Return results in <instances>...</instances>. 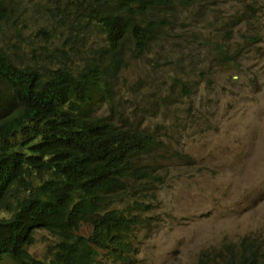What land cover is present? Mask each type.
Returning a JSON list of instances; mask_svg holds the SVG:
<instances>
[{"label":"rangeland","instance_id":"374dc122","mask_svg":"<svg viewBox=\"0 0 264 264\" xmlns=\"http://www.w3.org/2000/svg\"><path fill=\"white\" fill-rule=\"evenodd\" d=\"M0 2V47L17 63L75 67L107 46L87 0ZM162 16L163 38L147 50L130 46L110 83L113 109L103 102L96 113L154 129L167 145L154 189L140 198L149 211L136 230V264H195L224 241L264 240V0H197ZM218 46L237 51L233 69ZM48 234L29 247L37 259L50 256Z\"/></svg>","mask_w":264,"mask_h":264},{"label":"trees","instance_id":"16d2710c","mask_svg":"<svg viewBox=\"0 0 264 264\" xmlns=\"http://www.w3.org/2000/svg\"><path fill=\"white\" fill-rule=\"evenodd\" d=\"M196 2L87 0L86 16L107 46L75 67L17 63L0 47V264L137 263L136 230L149 211L140 198L154 189L155 161L167 145L154 129L96 111L103 102L113 109L110 83L130 46L149 49L165 35L166 10ZM252 37L243 35L245 43ZM217 52L221 64L238 63L237 51ZM187 83L174 79L190 94ZM40 232L56 242L37 259L29 247ZM195 264H264V240L224 241Z\"/></svg>","mask_w":264,"mask_h":264},{"label":"bare ground","instance_id":"6f19581e","mask_svg":"<svg viewBox=\"0 0 264 264\" xmlns=\"http://www.w3.org/2000/svg\"><path fill=\"white\" fill-rule=\"evenodd\" d=\"M234 35H235V33H233ZM233 34H232V36H233ZM234 37V36H233ZM236 37V36H235ZM240 39V38H239ZM233 43V42H232ZM259 145V144H258Z\"/></svg>","mask_w":264,"mask_h":264}]
</instances>
